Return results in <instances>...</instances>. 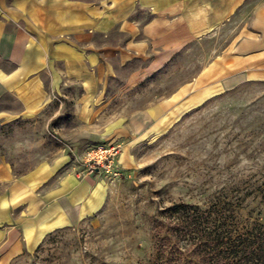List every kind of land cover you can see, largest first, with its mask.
<instances>
[{
	"label": "rangeland",
	"instance_id": "1",
	"mask_svg": "<svg viewBox=\"0 0 264 264\" xmlns=\"http://www.w3.org/2000/svg\"><path fill=\"white\" fill-rule=\"evenodd\" d=\"M262 2L251 0L240 14L174 54L151 52L125 66L113 54L106 57L113 72L104 75V98L96 105L81 103L78 81L43 68L31 113L0 120V165L10 169L12 181L35 176L19 189V205L12 209L23 223L0 224V264L6 263L2 252L28 224L45 229L39 222L46 215L35 214L32 204L66 176L83 186L71 201L70 221L38 234L6 264H152L170 233L166 229L176 223L172 206L205 207L224 198L249 203L264 183V81L246 76L264 77V59L259 69L189 87L169 107L162 102L187 84L195 86L212 62L242 60L236 47L256 38L248 21ZM95 41L122 45L124 36L111 32ZM39 43L46 64L47 45ZM21 108L20 100L0 88V111ZM14 191L13 182L0 184V202Z\"/></svg>",
	"mask_w": 264,
	"mask_h": 264
},
{
	"label": "crops",
	"instance_id": "2",
	"mask_svg": "<svg viewBox=\"0 0 264 264\" xmlns=\"http://www.w3.org/2000/svg\"><path fill=\"white\" fill-rule=\"evenodd\" d=\"M250 1L0 0V63L6 66H0V88L6 89L24 105V110L0 111V120H14L23 112L31 113V105L39 94L37 77L43 68L47 67L54 76L58 70L65 77L78 81L82 90L81 103L96 105L104 98V75L111 77L113 72L106 57L113 54L118 64L125 66L151 52L174 54L240 14ZM248 26L255 31L256 38L245 40L236 47L245 55L242 60L237 58L227 65H223L224 58L220 63L212 62L203 70L195 86L185 85L164 100L163 106L176 103L189 87L193 91L226 74L259 69L264 59V2L254 8ZM111 32L124 36L122 45L95 41V37H106ZM41 41L47 45L43 51L46 64L40 58ZM248 50H253L254 54L247 55ZM246 80L264 81V77L250 72ZM33 177L12 181L10 169L0 165V184L13 182L15 185V191L0 202V212L5 214L0 218V224L10 222L14 228L23 223L13 216L12 209L19 205L18 196L24 190V184L33 182ZM81 184L74 177L66 176L41 197V202L32 204L35 214L46 215L45 220L39 222L45 229L28 224L24 236L12 240L2 252L1 257L6 263L21 254L24 244L36 239L38 234L42 236L70 221V204L79 196ZM25 208L29 209L28 206ZM26 214L32 215L29 211Z\"/></svg>",
	"mask_w": 264,
	"mask_h": 264
},
{
	"label": "trees",
	"instance_id": "3",
	"mask_svg": "<svg viewBox=\"0 0 264 264\" xmlns=\"http://www.w3.org/2000/svg\"><path fill=\"white\" fill-rule=\"evenodd\" d=\"M254 194L246 204L224 198L205 207L172 206L176 223L166 229L152 264H264V183Z\"/></svg>",
	"mask_w": 264,
	"mask_h": 264
},
{
	"label": "built area",
	"instance_id": "4",
	"mask_svg": "<svg viewBox=\"0 0 264 264\" xmlns=\"http://www.w3.org/2000/svg\"><path fill=\"white\" fill-rule=\"evenodd\" d=\"M93 169H91V172H92Z\"/></svg>",
	"mask_w": 264,
	"mask_h": 264
},
{
	"label": "bare ground",
	"instance_id": "5",
	"mask_svg": "<svg viewBox=\"0 0 264 264\" xmlns=\"http://www.w3.org/2000/svg\"><path fill=\"white\" fill-rule=\"evenodd\" d=\"M218 95V94H217Z\"/></svg>",
	"mask_w": 264,
	"mask_h": 264
}]
</instances>
